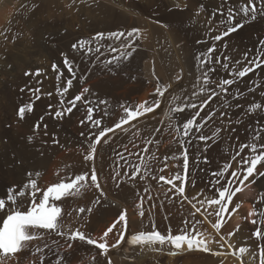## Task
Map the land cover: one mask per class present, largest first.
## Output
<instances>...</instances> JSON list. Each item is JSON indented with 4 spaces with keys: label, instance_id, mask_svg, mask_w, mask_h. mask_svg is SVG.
Wrapping results in <instances>:
<instances>
[{
    "label": "bare ground",
    "instance_id": "1",
    "mask_svg": "<svg viewBox=\"0 0 264 264\" xmlns=\"http://www.w3.org/2000/svg\"><path fill=\"white\" fill-rule=\"evenodd\" d=\"M247 2L248 0H230L229 2L226 0H0V97L5 99V102H1L0 106L2 117L7 119L14 111L15 114L16 112L18 114L19 107L25 105V102L17 101L16 97L11 94L12 72L15 67L21 64L20 60H25L26 65H29V59L33 57L57 58L61 56L62 52H66L70 57L73 56V59L74 56L78 58L85 56L88 59L90 57V62H92V57L103 58L104 55H120L121 51L127 52L132 49H121V44L126 42L124 37H121L120 40L110 39L107 34L111 32L127 34L134 28L140 29V33L128 40L134 41L135 51L130 58L121 59L119 63L114 62L111 65L116 73H109L107 70L110 71V69L105 67L104 69L98 65L97 70H101L102 73H98L94 69L92 73H89L91 74L89 78H86V84L79 81V77L84 76L74 75L77 79L73 90L76 93L83 91L86 87L90 91H88L89 94H96L103 99L107 98L114 103L118 102V104L127 103L132 108L143 101L147 102L148 106L153 105L157 98H160V106L154 112L137 117L138 119L129 121L119 129L115 128V124L119 123L122 117L119 119L120 116L114 114V118L115 116L118 118H113L105 127H112L114 131L101 138L93 161H86L84 157L89 154V145L94 139L89 141L77 135L75 132L77 128L74 126L75 120H65V123L71 124L73 131L63 125L59 128L60 123L46 114L48 111L45 112L46 109L42 106V102L37 104L36 111L38 115L42 113L41 111L46 114L44 117H46L45 122L49 128L48 137L45 136L43 130L34 129V121L31 117L19 120L18 135L14 137V142L22 141L23 149H20L22 153L20 156L17 154L19 156H16L17 158L13 155V158L8 146V148L4 146L0 150V198L6 199V192L9 188L15 186L18 192L29 180L36 179L37 186L41 189V192L37 194V202H39V198L43 191L49 187L48 185L62 181L70 182L76 175H83L87 172L89 174V179L86 182L87 187L81 188L77 195L67 196L62 201L56 202L62 208L59 219H64L68 223V215L72 212L71 216L77 223L75 225H79L82 230L92 231L93 234L90 238L96 239L98 242H103L101 239L103 233L125 210L129 225L125 233V241L116 248L109 247L107 255L102 254V250L95 247L96 245L93 246L81 240L71 241L72 247L68 248L67 237L70 235V231L63 230V227L61 229L65 233L63 236L55 234L52 230H37L38 239L27 243L18 253L10 254L8 257H3L0 254V264H57V260L59 258L61 260V257L82 260L81 263L79 262L80 264H109V259L111 264H258L259 249L261 246L264 247V236L257 237L253 233V230L256 231L257 228L264 232V216L259 215L264 212V176L259 177V174H255L254 183L251 182L253 178L244 184L240 183L241 190L235 196L231 208L227 212L219 239L218 236H214L216 235L214 229L212 230V226L210 227L208 222L206 225H201V228L209 231L210 234H202L201 231H198L201 234L198 238L208 244L216 245L211 246V250L209 249L208 252L195 246L189 250L186 244L182 248L176 249L167 242L139 245H134L131 242V236L140 232L159 231L168 235L170 229L171 234L176 235L189 231L193 224L201 223V216L194 212V208L186 202L180 193L172 189L171 185L152 179L153 174L156 176L159 174L171 175L172 177V175L183 173V163L181 162L180 165L178 162L181 160L173 159L181 150L178 145L179 138L175 137V133L173 135L169 133L172 129L170 124H174L173 117L179 120V125L182 128L188 118L195 116L201 103L210 94L217 92L216 97L212 99L200 118H204L211 110H214L213 116L207 122L205 120L206 123L201 133H197L193 128L189 135L190 139L193 138L190 140L193 141L192 143L189 141L192 154L189 187L195 183L199 184L197 185L199 191H207L210 195L213 193L210 189L214 185L213 182L216 181L209 173V167L205 166L207 164L203 165V161H198L200 150L205 148V143L198 139L199 134L211 135L212 132L220 129V133L216 136L219 138L216 140L219 141L214 142L215 144L209 149L212 155L223 160L221 167L226 166L233 158L234 161L231 160L232 169L244 166L243 171L247 165L242 164V159L248 158L246 156L249 154H251L249 158L257 154L256 152L252 154L251 149V152L248 149L239 151L244 143L253 144L260 141L254 140V136L258 132L260 133L261 129L257 123L253 122L252 117L248 116L247 112L248 107L256 99H251V101L249 98H243V101H238L234 96L241 92L248 96L250 95L249 89L254 94L255 91L258 92L259 88L264 89V66L245 78L236 76V71L252 67L254 65L251 63L252 60L261 56H263L262 60L264 59V13L262 12L264 11V0H255L258 11L253 23L246 25L244 23L245 26L242 29L222 41H214L213 37L219 32L211 30L224 18L229 9L237 14L236 22L243 21L245 18L242 17L240 10ZM19 4H22V7L17 9ZM67 12H72L70 19H67L70 16L66 18ZM97 33H104V39L93 40ZM81 40L90 42L88 45L92 48L90 53L86 49L79 48L78 42ZM104 41L106 44L112 45L104 47ZM198 41L203 42L198 43ZM73 44H77L76 50L72 48ZM212 45H215V51L209 56V59L210 66L215 71L209 74L212 83L205 86L203 72L208 70V66L206 65L202 69L197 56L206 52ZM98 47L100 52L96 51ZM112 49H116V51ZM245 53H249L250 60L245 58ZM72 58L69 60L71 61ZM63 60L60 58V62ZM81 61L83 63V60ZM84 63L82 65L85 68ZM46 64L54 65L45 59L42 66ZM101 64L105 65L103 62ZM52 68L54 69V67ZM52 68L50 72H54L51 71ZM79 72L81 71L79 70ZM79 72L75 73L80 74ZM59 75L51 73L50 80L44 82L45 86L58 90L59 87H66L67 81L73 78L70 75L66 77H59ZM223 79L236 80L233 86H225L228 89L227 92H223L217 87ZM158 84L171 86L163 97L155 93ZM259 84H262V87H258ZM200 87H205L206 90L200 92ZM87 94L85 96H88ZM173 96H179L180 99L173 102ZM186 102L195 103L197 107L195 109L187 108L183 114L170 112L171 108L183 106ZM158 114L159 116H157ZM118 115L120 114L118 113ZM256 119L263 121L264 115ZM158 127L160 130H157ZM53 132L61 135L58 143L52 137ZM29 137L32 139L29 140ZM105 140L107 143L104 142ZM148 140H151L153 144L147 152L148 160L146 161L147 166L152 169L150 178L141 179L140 172L139 177L134 179L131 178V175L128 177L122 172L120 176H116L121 165H125L124 168L133 165L131 168H134L141 163L143 147ZM213 140L208 141L207 145ZM123 151L126 153L122 164L121 161L115 159V154H121ZM93 165L96 168L103 195H101V189L95 188V185L90 181ZM165 165L173 166L174 169H172L173 167L164 169ZM257 168L258 172L264 171V166L258 165ZM29 173L32 175L29 176ZM37 173L39 176L36 175ZM144 176H146L145 171ZM224 182L225 180L221 184ZM24 191L25 202L30 205V189ZM193 193L195 194L194 191ZM189 196H192L198 204L203 199L199 195L190 194ZM6 208H12L10 202L7 203ZM80 208L85 209L82 214L77 212ZM88 209L91 211L89 212ZM141 211L144 213L143 216L140 215ZM230 214L232 215L230 216ZM70 220L72 222V219ZM253 220H256L257 223L253 224ZM0 226H2V220H0ZM123 228L124 225L121 222L113 229L112 233H109L108 237L104 238L109 245L115 243ZM229 233H233V235H229ZM217 241H221L225 248H228V244L231 245L229 248L233 246L235 249L241 246L240 248H244L245 252L238 255L235 250L233 255L232 251L227 250L226 253L223 248H216L219 245ZM249 245L251 246L250 250L248 249ZM37 248L42 251L37 252ZM49 252L55 253L56 258H48L43 261ZM239 258H246V260L241 261ZM76 260L75 263H77ZM262 262H264V258L260 264ZM60 264H65V262H60Z\"/></svg>",
    "mask_w": 264,
    "mask_h": 264
},
{
    "label": "snow or ice",
    "instance_id": "2",
    "mask_svg": "<svg viewBox=\"0 0 264 264\" xmlns=\"http://www.w3.org/2000/svg\"><path fill=\"white\" fill-rule=\"evenodd\" d=\"M257 12V4L255 0H248L247 4L241 8L240 13L242 14V17L247 19L255 18V14ZM238 20L237 14L233 12L231 9L228 10L227 14L224 16V18L219 21L215 28L211 29L212 31H218L219 34H216L213 39L214 41H222L224 38L228 37L230 34L235 33L237 30L242 29L244 27V23L236 22ZM140 33V29H132L131 31L127 32L125 34L124 32H111L108 33V37L110 39H116L120 40L121 37L125 38V43L121 44V48H131L132 51L127 52H121L120 57H114L111 60L106 61V64H112V63H119L121 59H128L132 56L133 52L135 51V48L133 47L134 41L128 40V38H132L135 35H138ZM105 34L104 33H97L95 37H93V40L104 39ZM203 41H198V43H201ZM79 48L81 50L86 49L87 52H91L92 48L88 46L90 44L89 41L81 40L78 42ZM72 48L74 50L77 49V44H73ZM113 51H116V49H112ZM97 52H100V48H96ZM215 51V45H212L209 47L206 52L201 53L199 56H197V60L199 61V64L201 68L203 69L204 66H208V70L203 72V84L209 85L212 83L210 79V73L214 72L215 70L211 68L210 66V59L209 56ZM99 59V57H97ZM256 66V68L264 66V61L258 62L257 60H252L251 62ZM64 64L67 65V68L69 71L72 70V64L68 61L67 57L64 59ZM54 68H56L55 65H53ZM255 69L251 66L245 67L242 70L238 71L236 73V76L243 78L245 77L249 72L254 71ZM25 75H31V73L26 72ZM36 75H39V71H37ZM75 73H73V76ZM177 79H180V77H177ZM200 79L199 77L197 78ZM235 81L233 79H223L222 82H220L217 87H219L223 92H227L228 89L225 87L227 85L234 84ZM73 85V80L69 79L67 81V87L64 88V92L66 93L69 88H71ZM171 87L170 85L161 86L158 84L156 87V93L159 94L160 97H163L165 95V92L168 90V88ZM200 92H204L206 89L205 87H200ZM21 91H24V89H21ZM89 91L88 88H84L83 92L80 95H76L74 99L69 101V104L71 106L66 108L67 113H71L73 109L76 107V103L78 101L82 100L83 93H87ZM215 94V93H214ZM195 95V93H193ZM179 96H173L172 101L175 102L179 100ZM85 104L89 103V101H84ZM146 103H141L135 108L132 107H124L123 108L124 113L126 114V118H121L120 122L115 124V128L119 129L122 127V125L128 124L129 121L135 120L137 117L143 116L145 113H151L154 111V108H158L160 106V100L157 99L153 105L146 106ZM106 100H100L99 105H106ZM97 105V107H99ZM197 106L195 103H184L183 106H177L170 109V112L172 113H180L183 114V112L187 108H193L195 109ZM257 110H264V106H262L259 103H254L249 107V112H254ZM32 111V105L27 104L20 106L18 109V116L20 119H24L26 116V112ZM94 109L92 107L87 108V116L86 119L90 122H92L93 128H99L101 124V120L99 119H93V113ZM63 115L62 111H56L55 116L61 117ZM200 116V112L196 111L195 116H192L191 118H188L186 122L183 123V136L188 137L195 128L197 133H201L202 128L204 127V123H197L196 117ZM206 119H211V116L207 117ZM81 123L83 124L84 121L82 120ZM35 127L39 128V125H36ZM45 127H47L45 125ZM170 127H172L170 125ZM114 129L112 127L104 128L103 130H100L98 134L95 132L91 133L95 136L94 141L89 145L90 152L88 155L84 157L86 161H93L95 158V154L97 153V145L101 143V138L106 137L108 133L113 132ZM174 131L179 132V128H174ZM220 130L212 132V134L205 135V134H199L198 139L200 141L205 142V151L207 150V142L213 140L219 133ZM264 132V130H261ZM261 138V133H257L254 136V140H259ZM32 137H29V140H31ZM107 143V140L104 141ZM184 142L181 141V144ZM248 147L247 145L241 146V151L244 150V148ZM252 151L255 153L258 150V146L256 143H253L251 145ZM259 148L264 149V144L259 145ZM183 159V169L185 172V175L182 179V177L177 174L174 177L170 179H166L165 176L161 175L159 176V180L166 181L168 185L172 186V189H175L178 193L183 194L185 191V188L183 186V183L187 182V170L189 166V152L187 148H184L183 151L180 154V157ZM173 159H177V157H173ZM205 161L207 162V158L205 157ZM264 162V151H260L259 154L254 155L251 158H244L242 159V164L247 165L243 169V177L240 180V183L243 184L244 181H249V178H253L251 182H255L254 180V174H259L260 176H264V171L258 172V165L264 166L262 164ZM142 163L145 164V170L147 171V162L142 161ZM167 167V165H165ZM231 167V165L225 167L222 172L214 173V175L217 177L215 184L219 185L218 189V197L217 199H207L206 201L204 199H201L199 203L201 204V207L204 206L205 202L208 205L209 208L212 206H219V211L215 212V215L217 217H220V214L225 212L227 210L228 204L232 201L233 196L235 195V192H239L241 189L239 187H236L235 190L232 188V180L228 179L225 184H220V179L223 177L224 173L228 172V168ZM163 171V170H161ZM140 172V166L137 165L133 168V175L131 178H135ZM32 174L29 173V176ZM39 176V173L36 174ZM116 176H120V172H116ZM230 176L233 178L239 179L240 173L239 171H232L230 173ZM115 178V177H114ZM141 179L144 177L141 176ZM156 177H153L155 179ZM89 179V174L85 172L83 175H76L74 179H71L70 182H59L52 184L51 186L47 187L46 191H43L42 196L39 198V202H37V194L41 192V189L37 186V180L31 179L28 181L27 184L23 186V189L20 191H16L15 186L12 188H9L6 192V199L0 198V220H2V226H0V254L3 255V257H8L10 254L18 253L23 246H25L27 243L34 241L38 239L37 236V230L43 229V230H52L55 231L58 235H65L63 231H61V225L58 223V219L61 216L62 208L57 205L56 202L62 201L64 197L71 196V195H77L80 192L81 188L87 187L86 181ZM90 181L92 184L95 185V188L101 189V185L98 182L97 172L96 168L93 165L91 168V175H90ZM176 181H181V185H177ZM25 189H30L29 198L31 200L30 205H27L25 200ZM171 190V189H170ZM15 193V194H14ZM101 195H103V190L101 189ZM19 200V203L17 201ZM11 203L12 208L7 209L6 205L7 203ZM97 203H99V200H97ZM195 207V205H193ZM23 209V210H22ZM206 212L208 211V208L204 209ZM80 212H84V208L79 209ZM90 212L91 209H88ZM201 208H196V212H200ZM140 215L143 216L144 213L141 211ZM259 215L264 216V212L259 213ZM6 216V218H5ZM123 223L124 228L119 232L118 239L115 241L114 244L109 245L107 243V240L104 239L109 236V233L113 232V229L117 227L120 223ZM253 224L257 223L256 220L252 221ZM223 224V219H219L216 223L215 227L220 228ZM129 225V221L126 215V210L122 212L118 219L112 223L110 227L107 228V230L103 233V237L101 238L103 242H98L96 239L88 238L84 234L83 231L76 230L72 232L70 235H68V248L72 247L71 241L76 240L77 238L81 241L86 240L88 244L90 245H96V247L100 250H102V254L107 255L109 251V247L116 248L117 246L121 245L122 242L125 241V233L127 232ZM257 237L264 236V232L261 231L260 228H257L255 233ZM229 235H233V233H229ZM200 236L199 232H196L194 235H189L187 232H183L181 234L173 235L171 234V230L169 229L168 235H164L159 231H151V232H140L138 234L131 236V242L134 245L144 244V243H154L158 242L160 244H164L165 242L170 243L173 245L176 249L182 248L185 244L187 245V248L189 250L193 249L195 246L196 248H202L203 251L208 252L209 247L207 243L203 240L198 238ZM223 240V237L221 238ZM217 243L220 244V247L223 248V243L221 241H217ZM47 247V245H45ZM231 247V245H229ZM37 252H41L42 250L40 248L36 249ZM239 251L243 254L245 252L244 248H240ZM219 254V253H217ZM264 255V251L261 253ZM57 264H60V261H57ZM109 264H111V260L109 259ZM264 264V262H262Z\"/></svg>",
    "mask_w": 264,
    "mask_h": 264
},
{
    "label": "rangeland",
    "instance_id": "3",
    "mask_svg": "<svg viewBox=\"0 0 264 264\" xmlns=\"http://www.w3.org/2000/svg\"><path fill=\"white\" fill-rule=\"evenodd\" d=\"M230 0H226V2H229ZM25 3V2H24ZM263 3V2H262ZM264 4V3H263ZM22 7V4H19V6H18V8L17 9H20ZM257 11H258V6H257ZM263 13H264V11H262ZM68 13V14H67ZM65 15H66V18L68 17V16H70L69 18H67V19H70L71 18V16H72V12H67ZM64 15V16H65ZM256 17V16H255ZM249 19H251V18H247V19H243V23H245V25L246 24H250V23H253L254 21V19H251V20H249ZM9 21V19L7 20V22ZM245 21V22H244ZM248 23H247V22ZM244 25V26H245ZM240 30V29H239ZM238 31V30H237ZM236 31V32H237ZM233 34V33H232ZM232 34H230V35H232ZM105 42V41H104ZM104 44V47H107V46H111L112 44H110V43H108V44H106V42L105 43H103ZM110 44V45H109ZM122 49V48H121ZM124 49V48H123ZM125 50V49H124ZM122 52V51H121ZM63 54H65L66 56H64ZM63 55V56H62ZM120 55H121V53H120ZM120 55H113V56H109V55H104L103 56V58L102 57H100L99 56V59H96L97 57H92L91 58V60H92V62H90V57H89V59H88V57H83V56H79V58L78 57H76V56H74V59L72 58L73 56H68L67 54H66V52L65 53H63L62 52V54H61V56L60 57H57V58H45V57H41L40 58V56H38V57H33V58H31V59H29L30 60V62H29V65H26V62H25V60H20V65H18V67H15L14 68V71L12 72V81H13V85H12V87H11V94L14 96V97H16V100L17 101H23V102H25V105H27V104H31L32 105V111L31 112H26V116H25V118L24 119H26L27 117H31L32 118V121H34V123H33V127H34V129H36L37 131H39V130H43V132H44V134H45V136L46 137H48L49 135H48V125H47V123L45 122V118L46 117H44V115L46 116V114H49L48 116H50V117H52L55 121H57L58 123H60V125L58 126L59 128H61V125H63V126H65V128H67L68 130H70V131H73V127L71 126V124H68V123H65V120L67 119V120H75V123H74V126L77 128L76 129V133H77V135H79L81 138H84V139H88L89 141H92L93 139H95V136L94 135H92L91 133H93V132H95L96 134H98V132L100 131V130H103V128H105L106 126H107V123L109 122L110 123V121L111 120H113V118H114V114L116 115V116H120L119 117V119L122 117H126V114L124 113V111H123V108L121 107V105H123L124 107H127L128 105H127V103H120V104H118V102L117 103H114L112 100H109V99H107V98H104L106 101H107V104H106V106L105 105H99V101L100 100H104L101 96V99H100V97L99 96H97L96 94L95 95H93L92 93H90L89 94V92H87L88 94V96H85L86 95V93H84L83 94V97H82V100L81 101H78L77 103H76V107L73 109V111L71 112V113H67L65 110H66V108L67 107H69V106H71L70 104H69V101L70 100H72V99H74V97L76 96V94L77 95H80L83 91H77L76 93L74 92V90H73V86H74V84H75V80L77 79L76 78V76H84V77H79V81L81 80V82H84V84H86L87 83V80H86V78H89V76L91 75V74H89V73H92L93 71H94V69L95 70H97V67H98V65H100L101 67H105L106 69H110V71L109 70H107V72H109V73H116L115 71V69H113L112 67H111V65L113 64H109L108 66L106 65V61H108V60H111L112 59V57L114 58V57H120ZM247 55V56H246ZM250 55H249V53H245V58L247 59V60H250ZM65 57H67L68 58V60L69 59H71L72 58V60L75 62H73L72 60V63H71V61L69 60V62L72 64V70L71 71H69L68 70V68H67V65H65L64 64V58ZM81 57V58H80ZM109 57V58H108ZM60 58L63 60L62 62H60ZM102 58V59H101ZM111 58V59H110ZM262 58H263V56H261V57H258L257 59H255V60H257L258 62H260V60H262ZM41 59V60H40ZM45 59H46V61L48 62H52V63H54V65L56 66V69L54 68H52L53 67V65L52 66H50V64L48 65V64H46V65H44V66H42V64H44V62H45ZM51 59V60H50ZM53 59V60H52ZM58 59V60H57ZM77 59H78V61H77ZM83 60V63H84V65H85V68H84V66L82 65L83 63H81L82 61L81 60ZM94 59H96V60H94ZM106 59V60H105ZM211 59H212V57H211ZM38 60H39V62H38ZM86 60V61H85ZM36 61V62H35ZM105 61V62H104ZM262 61H264V59L262 60ZM33 62V63H32ZM42 64H41V63ZM76 62H77V64H76ZM79 62V63H78ZM105 63V65L107 66H105L104 64H101V63ZM39 63V64H38ZM64 64V65H63ZM74 64V65H73ZM89 64V65H88ZM38 65V66H37ZM41 65V66H40ZM86 65H88V66H86ZM22 66V67H21ZM49 66V67H48ZM59 66V67H58ZM83 67V69H82V67ZM93 66V67H92ZM96 66V67H95ZM20 67V68H19ZM29 67V68H28ZM44 69H43V68ZM110 67V68H109ZM255 70H257V69H259V68H256V66L255 65H253L252 66ZM49 68V69H48ZM52 68V70L51 71H54V72H50V69ZM77 68V69H76ZM81 68V69H80ZM104 68V69H105ZM42 69V70H41ZM85 69H87V70H85ZM91 69V70H90ZM37 70L39 71V75H36V73H37ZM47 70V71H46ZM57 70V71H56ZM75 70V71H74ZM79 72V70L81 71V72H79L80 74H78V73H75V72H77V71ZM88 70H90L89 72H88ZM254 70V71H255ZM22 71V72H21ZM46 71V72H45ZM63 71V72H62ZM75 73V75L76 76H73V72ZM82 71H84V72H82ZM98 71V70H97ZM101 70H99L98 71V73H102V72H100ZM111 71H113V72H111ZM254 71H252V72H249L245 77H247L248 75H250L251 73H253ZM26 72H28V73H31V75H25V73ZM238 71H236V73H237ZM51 73H54V74H60L59 75V77H66V76H72L73 78H71L74 82H73V85H72V87H71V89L69 88L68 89V91H70V92H68L67 91V93H65L64 92V88H66L65 86H62V87H59L58 88V90H57V88H51V89H49L48 87H46L45 86V81H49L50 80V77H51ZM82 73V74H81ZM83 73H85L84 75H83ZM89 74V75H88ZM50 76V77H49ZM245 77H243V78H245ZM14 78V79H13ZM84 78V79H83ZM133 78V81H134V79H135V75L132 77ZM33 80V81H32ZM234 80V79H233ZM234 81H236V80H234ZM39 83V84H38ZM41 84V85H40ZM235 84V83H234ZM234 84H232V85H228L229 87H231V86H233ZM60 86V85H59ZM42 87V88H41ZM258 87H262V84H259V86ZM21 89H24V91H21ZM37 91H36V90ZM52 90V91H51ZM263 90V91H262ZM15 91V92H14ZM51 91V92H50ZM54 91V92H53ZM56 91V92H55ZM59 92H60V94H59ZM72 92H74V93H72ZM81 92V93H80ZM249 92H250V95H248V96H246V94L245 93H236L235 94V98L238 100V101H243L244 99H248L249 98V100H251V99H253V100H255V101H253L254 103H259V104H261L262 106H264V89H262V88H259V90H258V92L257 91H255V94H254V92H252L251 91V89H249ZM261 92V93H260ZM156 93V92H155ZM215 93V94H214ZM257 93V94H256ZM53 94V95H52ZM63 94V95H62ZM65 94V95H64ZM261 96H260V95ZM68 95V96H67ZM71 95V96H70ZM90 95H93V96H90ZM213 97H212V96ZM215 95V96H214ZM216 95H217V92H213L212 94H210L206 99H205V101H203L202 103H201V105L199 106V108L197 109V111H199L200 112V116H198L197 117V119H196V121H197V123H204V125H205V123L209 120V119H206L207 117H209V116H213V114H214V110H211V111H209L208 112V114L204 117V118H200L201 117V115L204 113V111H205V109H206V107L211 103V101H212V99L214 98V97H216ZM62 96H64V97H62ZM243 96V97H242ZM257 96V97H256ZM259 96H260V98H259ZM244 98V99H243ZM19 99V100H18ZM70 99V100H69ZM157 99H160V98H157ZM243 99V100H242ZM0 106H1V102H5V99L3 98H1L0 97ZM89 101V103H87V104H85L84 103V101ZM261 100V101H260ZM210 101V102H209ZM252 101V100H251ZM260 101V102H259ZM42 102V106L44 107V109H46L45 110V112H47L46 114H44L45 112L44 111H41L42 113H43V115H42V113H40L39 115L37 114V111H36V109H37V104H40ZM252 102V104H254ZM142 103H145V101H143ZM251 104V105H252ZM55 105V106H54ZM97 105H99V107H97ZM126 105V106H125ZM229 105V104H228ZM227 105V106H228ZM57 106V107H56ZM146 106H148V104H146ZM242 106V104L240 105V107ZM83 107H84V110H83ZM88 107H92L93 109H94V111H93V113H92V115H93V119L95 120V119H99V120H101V124H100V126H99V128H93L92 127V122H90V121H88L87 119H86V116H87V108ZM128 107H130V106H128ZM177 107V106H176ZM205 107V108H204ZM56 108V109H55ZM135 108V107H134ZM61 109V110H60ZM119 109V110H118ZM157 108H154V111L156 110ZM80 110V111H79ZM83 110V111H82ZM56 111H62L63 112V115L61 116V117H56L55 116V112ZM153 111V112H154ZM122 112V113H121ZM248 116H250V117H252V119H253V122L254 123H257V125L259 126V128L261 129V130H264V120L263 121H261V120H259V119H256L257 117H259V116H262V115H264V111L263 110H257V111H254V112H250L249 113V107H248ZM84 113V114H83ZM117 113V114H116ZM118 113L120 114V115H118ZM152 113V112H151ZM14 114V115H13ZM74 114V115H73ZM76 114H77V116H76ZM122 114V115H121ZM124 114V115H123ZM253 114V115H252ZM260 114V115H259ZM38 115V116H37ZM144 115H149L148 113H145ZM143 115V116H144ZM252 115V116H251ZM44 118H43V117ZM73 116H76V117H73ZM79 116V117H78ZM115 116V118H118V117H116ZM142 116V117H143ZM157 116H159V114L157 115ZM255 118H254V117ZM4 118L5 117H2V115L0 114V150L1 149H3L2 147H4V146H6V148H10L9 149V151H11L10 153L12 154V157H13V155H14V157L15 158H17V157H19L20 156V154L22 153L21 151L22 150H20V149H23L22 147H23V144H21L22 143V141L21 140H19V141H16V142H14V137L15 136H17L18 134H17V125H19V120H23V119H20L19 118V116H18V114H17V112H16V114H15V111L12 113V114H10L8 117H7V119L5 118V120H4ZM62 118V119H61ZM83 118V119H82ZM114 118V119H115ZM139 118V117H138ZM138 118H136V119H138ZM178 120L176 117H173V123L175 124H170L171 126H173V127H170V128H172L171 129V131H169V133L170 134H174L175 133V137H177V138H179L178 139V145H180L179 146V149L181 148V150H180V153L179 154H177V159L178 160H181V161H178V162H180V165L183 163V159L182 158H179L180 157V154H181V152H182V150L184 149V148H187L188 149V152H189V166H188V170H187V182L186 183H183V186H184V188H185V191H184V193L183 194H181V196L182 197H184L185 198V200H186V202L191 206V207H193V205H195V207H193L194 209V212L197 214L198 213V215L199 216H201V223L199 222V225L198 224H193V226L191 227V229L189 230V231H187V233L191 236V235H194L196 232H198V231H201V233L203 234H210V232L209 231H205L204 229H202L201 228V225H206V224H208L211 228H212V230L214 229V233L216 234V235H214V233H213V235L215 236V237H217L218 239L221 237V228L223 227V224H224V221H225V219H226V215H227V212L230 210V208H231V205H232V203H233V200H234V198H235V196L239 193V192H235V195L233 196V199H232V201L228 204V206H227V210L225 211V212H223V213H221L220 214V217H217L216 215H215V212H217V211H219V206H212L211 208H209L208 207V205L207 204H204V206L203 207H201V204H198V203H196L195 201H194V198L192 197V196H189L190 194H192V195H199V197H202L204 200H207L210 196H212L210 199H217V198H219L218 197V189H219V185H216L215 184V182H213V184L216 186H214L213 184V186H212V188L210 189L211 190V192L213 191V193H211L210 195H208V193L209 192H207V191H199V188L197 187V185H199V184H193V185H191L190 187H189V179H190V172H191V161L190 160H192V154H191V151H190V143H189V141L190 140H193V138H189V136L188 137H185V136H183V134H182V132H183V129L181 128V126L179 125V120L176 122V120ZM79 120V121H78ZM84 121V123L82 124L81 123V121ZM175 120V121H174ZM201 122H200V121ZM205 120H206V122H205ZM131 122V121H130ZM78 123V124H77ZM108 123V124H109ZM36 125H39V128H37V127H35ZM45 125L47 126V127H45ZM67 125V126H66ZM32 127V126H31ZM159 127H161V125H159ZM159 127L157 128V130H160L159 129ZM174 128H179L180 129V131L179 132H177V131H174ZM81 130H82V132H81ZM218 130H220V129H218ZM219 133H220V131H219ZM218 133V134H219ZM261 133V138L259 139L260 141H258V142H256V144H257V146H258V152H256L257 154H259V152H260V150L261 151H264L263 149H261V148H259V145H261V144H264L263 142H264V133L261 131L260 132ZM7 134V135H6ZM210 136V135H209ZM52 137L55 139V141L58 143V141L61 139L60 137H61V135H60V133H57V132H53L52 133ZM181 138V139H180ZM10 139V140H9ZM92 139V140H91ZM216 139H219V138H216L215 137V140H213V142L212 143H210L209 145H207V151H205L204 149L205 148H202V151L200 150V156H199V158H198V161H200V162H202L203 161V165H205V164H207V165H205V166H208L209 167V173L210 174H212L211 176H212V178L214 179V181L217 179V177L214 175V173H217V172H222L223 171V169L225 168V167H227V166H229V165H231V167H229L228 168V172L227 173H224L223 174V177L220 179V184H221V182L223 183V181L225 180V182H224V184L226 183V181L228 180V179H231L232 180V188H233V190L236 188V187H241V184H240V178L242 179V177H243V171H242V168L244 167V166H242V168L241 167H239L238 169H232V162L234 161V159L233 158H231L230 160H229V162L226 164V166H222L221 167V165H222V163H223V160H221V158H219V157H217V156H214V154L212 155V153H210V149L212 148V146L216 143V141H219V140H216ZM263 141H262V140ZM181 141H183L184 143L183 144H181ZM14 142V143H13ZM187 142V143H186ZM191 143L193 142V141H190ZM202 142V141H201ZM215 142V143H214ZM6 145H5V144ZM15 143H16V145H15ZM203 143H205L204 141H203ZM260 143V144H259ZM152 141L151 140H148L146 143H145V146L143 147V153L141 154V163L140 164H138L139 166H140V168H141V170H140V175L141 176H144V171H145V175L146 176H144V180L145 179H147L149 176H151L152 175V169H150L148 166V168H147V171L145 170V165H144V163H142V161H144V162H146L147 160H148V150H150V148L152 147ZM243 145H247L248 147H246L244 150H249V152H251L252 151V148H251V145L252 144H249V143H244ZM8 146V147H7ZM150 146V147H149ZM210 148V149H209ZM240 149H241V147H240ZM239 149V151L241 152V150ZM250 149H251V151H250ZM147 150V151H146ZM20 153H19V152ZM205 151V152H204ZM238 151V152H239ZM239 152V153H240ZM125 153H126V151H123V153H118V154H115V159H117V161H121V163L122 162H124V160H125ZM16 154V155H15ZM17 154H19V156L17 155ZM202 154H203V156H202ZM252 154H253V151H252ZM145 155V156H144ZM147 155V156H146ZM17 156V157H16ZM122 156V157H121ZM249 156H251V154H249V155H247L246 157H248L249 158ZM13 157V158H14ZM116 157H118V158H116ZM201 157H202V159H201ZM204 157V158H203ZM205 157L207 158V162L205 161ZM145 158V159H144ZM147 158V159H146ZM121 159V160H120ZM176 159V160H177ZM201 159V160H200ZM231 160H232V162H231ZM182 162V163H181ZM131 163V162H130ZM173 163V162H172ZM225 163V162H224ZM123 164V163H122ZM215 164V165H214ZM169 165V164H168ZM167 165V167H164V169L165 168H172L173 166H168ZM173 165V164H172ZM180 165H179V167H180ZM209 165H211V166H209ZM125 167V165H121V167H119L118 168V172H122V174L123 173H125V175L126 176H128V175H133V168H131V167H133V165H129V167L128 168H124ZM163 167H162V169H163ZM212 167V168H211ZM131 168V169H130ZM221 168V169H220ZM120 169H122V170H120ZM144 169V170H143ZM163 169V170H164ZM172 169H174V167L172 168ZM171 169V170H172ZM125 170V171H124ZM232 171H239V173H240V178L239 179H237V178H233V177H231L230 176V173L232 172ZM147 172V173H146ZM172 172H173V170H172ZM200 172H201V169H200ZM181 177H182V179H183V177H184V175H185V172H184V169H183V173H178ZM154 175V177H156L155 179H157L159 182H164V183H166V181H161V180H159V175H163V176H165L166 177V179H170V178H172V177H174V175H172V177H171V175H164V174H159L158 176H156L155 174H153ZM153 175H152V179H153ZM254 176H255V174H254ZM128 177H130V176H128ZM136 177H139V174L136 176ZM259 177H261L260 175H259ZM150 178V177H149ZM196 178V177H195ZM56 179V178H55ZM193 180H194V177L192 178ZM197 179V178H196ZM249 179H251V177L249 178ZM154 180V179H153ZM198 180V179H197ZM235 180V181H234ZM238 180V181H237ZM54 181V180H53ZM88 181V180H87ZM86 181V182H87ZM244 182H247V181H244ZM176 183H177V185L179 186V185H181V181H176ZM234 183V184H233ZM239 183V184H238ZM44 184H45V182H44ZM55 184V183H54ZM167 184V183H166ZM238 186H237V185ZM244 184V183H243ZM52 185V184H51ZM51 185H48V186H51ZM193 187V188H192ZM189 189V190H188ZM194 189V190H193ZM191 190V191H190ZM198 190V191H197ZM201 190V189H200ZM191 193H190V192ZM193 191L195 192V194L193 193ZM206 194H205V193ZM203 193V194H202ZM214 193H216V194H214ZM213 194V195H212ZM203 195V196H202ZM209 197H208V196ZM215 195V196H214ZM206 197V198H205ZM208 208V210H212V208H213V210L212 211H205L204 209L205 208ZM196 208H201V211L200 212H196ZM217 208V209H216ZM77 212H79V214H82L83 212H80L79 210H77ZM70 215H68V219H67V221H68V223L64 220V219H59L58 220V223L61 225V229H63V227H64V229L63 230H66L67 232L68 231H70V233L69 234H71V232H74V231H76V230H80V231H83L84 232V234L86 235V237H87V235H89L88 237L90 238V236H92V231H85V230H82L81 229V227L79 226V225H75V224H77L76 223V220H74L73 218H72V216H71V214H72V212H70L69 213ZM151 214V213H150ZM232 214H230V216H231ZM204 217V218H203ZM223 219V224L221 225V227L220 228H216L215 227V225H216V223L218 222V220L219 219ZM70 219H72V222H70L71 220ZM207 220V221H206ZM65 222H66V224H65ZM208 222V223H207ZM71 223H72V225H71ZM211 223V224H210ZM67 224H68V226H67ZM195 225V226H194ZM209 227V228H210ZM66 228V229H65ZM68 229V230H67ZM62 231V230H61ZM203 231V232H202ZM216 231V232H215ZM88 232V233H87ZM117 232H119V231H117ZM116 232V233H117ZM206 232V233H205ZM54 233L55 234H57L55 231H54ZM200 233V232H199ZM253 233H255V231L253 230ZM58 235V234H57ZM201 235V234H200ZM37 236H39V235H37ZM200 237V236H199ZM76 240H79L78 238L76 239ZM84 242H87L86 240H84ZM214 242V241H213ZM214 243H209L208 244V242H207V245H208V247H209V249L211 250V246H216V245H213ZM216 244V243H215ZM94 246V245H93ZM220 246V244L216 247V248H219V249H222L221 247H219ZM96 247V246H95ZM241 247V246H240ZM240 247H237V249H235L233 246H232V248H229V244H228V248L226 247L225 248V246L223 247V250H225V252L227 253L228 251H232L233 252V255H234V252H235V250H236V252H237V254L238 255H240L241 254V252L240 251H238L239 250V248ZM261 248H262V250H261ZM248 249L250 250L251 249V246L249 245L248 246ZM228 250V251H227ZM262 251H264V247L263 246H261L260 247V249H259V256L261 257H259L258 258V264H260V262L262 261V259L264 258V255H262L261 256V253H262ZM239 252V253H238ZM50 253V254H49ZM48 253V255H47V257H46V259H44L43 261H45V260H48V258H56V254L55 253H53V252H49ZM53 253V254H52ZM55 255V256H54ZM166 256H167V254H166ZM169 256V255H168ZM242 256V255H241ZM236 257H237V255H236ZM63 258V259H62ZM60 259V258H59ZM57 260V261H60L61 263H64L65 262V264H80L81 262L80 261H82V260H76V262L77 263H75V260L74 259H68V258H65V257H61V260ZM241 261L243 260H246V258H239ZM74 260V261H73ZM43 261H41V262H43ZM260 261V262H259ZM80 262V263H79ZM36 264H38V263H36Z\"/></svg>",
    "mask_w": 264,
    "mask_h": 264
}]
</instances>
